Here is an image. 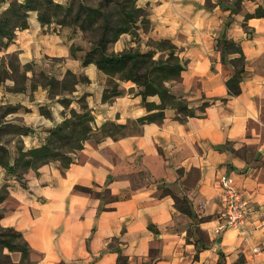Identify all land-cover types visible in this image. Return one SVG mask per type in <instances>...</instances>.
Returning <instances> with one entry per match:
<instances>
[{
    "label": "crops",
    "instance_id": "obj_1",
    "mask_svg": "<svg viewBox=\"0 0 264 264\" xmlns=\"http://www.w3.org/2000/svg\"><path fill=\"white\" fill-rule=\"evenodd\" d=\"M136 3L149 9L146 38L169 40L185 65L180 77L165 86L189 106L204 100L211 104L203 115L183 121L168 106L161 122L136 123L147 113L139 88L121 81L119 88L125 92L102 102L107 76L93 63L82 65L88 47L81 45L83 50L72 56L71 45L60 44L64 36L44 32L31 13L29 27L18 31L1 54L16 53L21 63L44 65L45 57L58 58L52 65L60 67L58 80L71 70L87 81L54 98L45 85L32 92L23 109H29L40 127L29 126V148L40 145L46 130L68 115L58 98H69V107L78 108L76 100L86 94L94 127L108 120L129 126L124 136L87 140L64 172L56 162L41 166L37 175H25V187L8 180L0 225L22 234L30 264H117L119 252L133 264H231L239 257L242 264H264V226L258 216L242 229H217L224 211L221 174L233 178L249 206L264 211V15L245 19L264 1ZM119 37L109 50L135 48L129 33ZM224 41L239 44L244 55L236 95H229L226 80L235 73L231 59L239 54L229 51ZM142 47L148 50L150 45ZM148 100L160 102L158 95ZM4 176L3 170L1 182ZM163 186L181 197L184 210L171 195L161 194ZM248 229L252 232L245 234Z\"/></svg>",
    "mask_w": 264,
    "mask_h": 264
},
{
    "label": "trees",
    "instance_id": "obj_2",
    "mask_svg": "<svg viewBox=\"0 0 264 264\" xmlns=\"http://www.w3.org/2000/svg\"><path fill=\"white\" fill-rule=\"evenodd\" d=\"M112 2L114 0H102L99 6L91 7L84 0H68L65 3L56 0H0V7H2L0 9V67L5 65V58H7L1 53L15 41L18 31L29 27V16L35 12L37 21L45 28L63 29L68 26L84 31L97 27L96 29L100 30L95 45H91L85 51L81 63L83 66L93 63L107 76L101 96L102 102H111L125 92V89L119 88L121 81H131L139 88L138 93L141 95L142 104L147 113L136 119V123L161 122L164 118V109L168 106L176 109L177 119L181 121L187 117L203 115L211 101L204 100L196 107L189 106L181 95L172 93L165 86V82L178 79L185 67L178 57L175 46L169 40H156L154 45H150V48L144 51L129 48L118 53H106L111 46L108 44L115 42L121 34L130 31L131 23L136 24L138 20L146 21L144 8L137 6L136 1L123 0L109 8ZM104 8L112 9V13L104 12ZM113 14L118 16L117 23L112 22ZM262 15H264V5L258 6L252 13H247L245 19ZM243 26H245L244 23ZM108 33H111L109 38H107ZM224 45L229 51L239 54L231 59L236 69L235 73L226 80L229 95H236L240 92L239 82L244 72V55L239 44L234 41H224ZM8 68L9 71L15 68L13 62L10 61ZM47 78L46 85L49 87V93L58 85L63 86V92L71 93L75 90V84L79 81H87V77H78L71 70H66L61 80L51 76ZM154 95H158L160 99L158 104L148 100L149 96ZM58 101L65 107L71 103V99L66 97ZM76 101L78 108L70 107L68 115H65L55 126L47 129L45 139L40 145L27 149L19 145L16 146L15 151H12L0 143V167L5 171L6 177L0 186V204L9 195V178L22 180L27 174L37 175L41 166L56 162L64 172L74 162L76 153L83 148L87 140L99 141L107 136L118 138L126 135L128 124L108 120L100 127L93 126V115L88 107L86 94L78 97ZM14 109L13 106H8L6 112ZM29 132H31L30 128ZM20 134L26 135V130L24 129V132ZM25 184L21 185L25 187ZM161 188L162 195H171L175 205L179 209H185L181 205V197L170 189V186ZM75 189L85 193L90 192L86 187L75 186ZM117 198L112 197V199ZM2 216L3 213L0 212V219ZM4 248L8 253L2 252ZM12 252L20 253L19 263L29 261L27 264H30V251L22 234L12 227L0 225V262L15 264V261L10 260L11 254L9 253ZM222 256L223 253H221ZM243 262L244 259L239 257L231 264H242ZM117 264L133 263L119 252ZM217 264L226 263L219 261Z\"/></svg>",
    "mask_w": 264,
    "mask_h": 264
},
{
    "label": "rangeland",
    "instance_id": "obj_3",
    "mask_svg": "<svg viewBox=\"0 0 264 264\" xmlns=\"http://www.w3.org/2000/svg\"><path fill=\"white\" fill-rule=\"evenodd\" d=\"M56 1H61L62 3H65L68 0H56ZM84 1L88 6L97 7L100 5V2L102 0H84ZM122 1L123 0H114V2L111 3L109 8L112 7V5L114 6L116 2H122ZM109 8L107 9L104 8V12L112 13V9L108 10ZM144 13L146 15V21L140 22L138 20L136 24L131 23L130 31L127 32L130 35L129 41H131L134 45H136L134 49L137 48L139 50H144V47H142V45H154L156 41V40H152L151 38H146L144 34L149 29L150 26L149 19L147 18V15L149 14V9L147 6L144 7ZM112 22L113 23L118 22V16L116 14L112 15ZM96 28L87 29L83 31L81 29L72 28L68 26L63 29L61 28L54 29L52 27L51 28L47 27L44 32H46L47 34H52V33L62 34L64 36L63 37L64 39L62 38L60 44L71 45L69 47L70 53L72 56H74L76 51L83 50V47H81V45H86L88 49L91 47V45H95L100 35V30ZM110 35L111 33H108L107 38L111 37ZM116 42L117 40L108 45H115ZM119 45H125V43L119 41ZM88 49H86V51ZM106 53L112 54L115 52L112 50H108L106 51ZM4 56H7V58H5V65L3 67H0V143L6 145L12 151H15L16 146L19 145H23V147L27 149L29 148V126L35 127V129H37L40 127V124L32 116L29 117V109L24 110L23 108L27 104L29 105V98L31 100L33 91H36L39 86L40 87H43L44 85L48 86L46 85V81L48 79L47 76H51L57 79L61 75V70L59 69L60 67L54 68V66H52L55 63H57V60L59 59L58 58L48 59L45 57L46 59L45 63H47V65H44L43 61H41L40 63L36 61L21 63L16 53H6ZM50 60L53 62H51ZM10 61L13 62L15 67L13 68L12 71H9L8 68ZM77 76L82 77V75H77ZM29 77H30V81H29ZM48 93H49V87H48ZM63 93H66L63 92V86L58 85L57 87H54L50 91L49 97L54 98L55 95L57 94L63 95ZM25 98L27 100H24ZM8 106H13L15 109L10 112H6ZM40 108L43 110V107ZM64 108L69 110L70 107L64 106ZM44 112L45 114H47L46 111ZM25 113H28V115H26ZM11 124L13 126H11ZM24 129L26 130L27 134L26 135L20 134L24 132ZM13 131L15 132L13 133ZM1 171H3V169L0 167V173ZM9 179L11 181L13 178H9ZM14 180L19 184L25 183V178H23L22 180H17V179ZM0 183L2 184L3 182L0 181ZM3 210L4 207L0 205V212H3ZM4 251H6L5 253H8L6 248L2 250L3 253ZM10 254H11L10 255L11 262L15 261L16 262L15 264H22L19 263L18 260L19 259L18 257L20 255L19 252H12ZM28 262L29 261H26L23 264H27ZM0 264H12V263H6L5 261H2L0 262Z\"/></svg>",
    "mask_w": 264,
    "mask_h": 264
},
{
    "label": "built area",
    "instance_id": "obj_4",
    "mask_svg": "<svg viewBox=\"0 0 264 264\" xmlns=\"http://www.w3.org/2000/svg\"><path fill=\"white\" fill-rule=\"evenodd\" d=\"M219 184L222 189L221 202L224 211L223 221L217 227L218 230L223 228L242 229L252 216H258L261 219V226H264V211L247 204L230 175L221 174ZM251 232L252 230L248 229L245 234Z\"/></svg>",
    "mask_w": 264,
    "mask_h": 264
}]
</instances>
